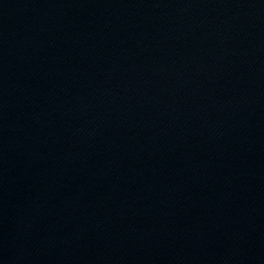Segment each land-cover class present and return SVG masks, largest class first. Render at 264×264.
<instances>
[{
  "label": "water",
  "instance_id": "95a60500",
  "mask_svg": "<svg viewBox=\"0 0 264 264\" xmlns=\"http://www.w3.org/2000/svg\"><path fill=\"white\" fill-rule=\"evenodd\" d=\"M0 11L264 82V0H0Z\"/></svg>",
  "mask_w": 264,
  "mask_h": 264
}]
</instances>
